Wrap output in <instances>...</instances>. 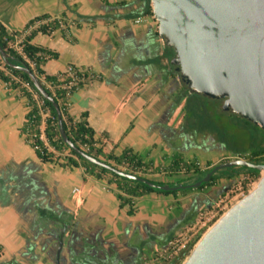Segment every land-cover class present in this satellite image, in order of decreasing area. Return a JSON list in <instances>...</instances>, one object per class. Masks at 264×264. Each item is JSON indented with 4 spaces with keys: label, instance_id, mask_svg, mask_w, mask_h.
<instances>
[{
    "label": "crops",
    "instance_id": "crops-1",
    "mask_svg": "<svg viewBox=\"0 0 264 264\" xmlns=\"http://www.w3.org/2000/svg\"><path fill=\"white\" fill-rule=\"evenodd\" d=\"M142 8L143 0H0V25L20 32L40 16L67 22V33H36L30 44L56 54L42 65L45 75L71 67L90 76L65 104L70 117L85 113L104 154L130 149L151 168H166L177 156L195 161L200 170L232 159L224 151L189 148L180 137L181 114L173 104L177 85L164 64L153 61L160 54L155 22L148 17L134 22ZM27 111L26 100L0 82V264H50L41 235L49 228L48 217L55 219V228L63 223L67 233L92 240V261L104 252L111 261L105 264H135L139 252L169 240L237 178L174 196L145 194L129 214L126 206L119 207L108 176L95 179L80 167L39 161L21 132ZM198 136L192 145L199 144ZM146 178L172 185L189 176ZM70 254L66 250L64 258ZM74 259L88 260L87 255Z\"/></svg>",
    "mask_w": 264,
    "mask_h": 264
},
{
    "label": "water",
    "instance_id": "water-1",
    "mask_svg": "<svg viewBox=\"0 0 264 264\" xmlns=\"http://www.w3.org/2000/svg\"><path fill=\"white\" fill-rule=\"evenodd\" d=\"M148 5L156 35L172 49L171 62L188 93L223 100L222 109L264 131V0H148ZM8 59L0 49V61L25 74L40 98L51 104L63 145L117 177L171 193L200 189L223 169L256 171V186L209 227L181 264H264V162L233 158L212 166L198 181L172 185L119 171L73 146L57 105L27 68L10 65ZM165 74L171 77L169 69Z\"/></svg>",
    "mask_w": 264,
    "mask_h": 264
},
{
    "label": "trees",
    "instance_id": "trees-1",
    "mask_svg": "<svg viewBox=\"0 0 264 264\" xmlns=\"http://www.w3.org/2000/svg\"><path fill=\"white\" fill-rule=\"evenodd\" d=\"M140 16L153 18L148 0H143ZM68 27L67 22L61 19H51L46 16L33 18L20 32H6L0 25V49L8 56L10 65L27 68L38 80L44 92L57 105L64 134L73 146L86 155L104 162L106 165L148 181L150 180L146 176L151 174H162L165 177L183 175L185 177L189 176L188 179L186 178L185 183H182L187 184L198 181L208 172L212 167L209 164L205 169L200 170L196 166L195 161H183L177 156L172 158L170 165L166 168H151L149 164H144L140 157L130 149L123 150L118 156L102 152L99 140L94 138V132L86 122L85 113H81L78 118L70 117L67 113L65 103L68 96H66V91L60 87L68 79L65 73L45 75L41 69L47 60L55 59L56 54L42 47L30 44L31 38L36 33L49 35L59 29L64 34L68 32ZM20 37L21 54H18L10 47V44ZM171 56L172 50L166 48L165 57L169 59ZM89 78L90 76L86 73H78L76 75V84L70 89V94ZM0 82L7 89L15 91L18 96L26 100L28 111L25 114L21 132L24 134L28 145L34 151L35 156L42 163H58L61 167H80L85 174L95 179L108 176V182H112L115 185V195L119 202V207L126 206L129 214L133 212L134 201L145 194L174 196L176 194H185L189 191L182 190L171 193L152 191L140 183L122 179L102 168L87 163L63 145L57 133L56 116L51 104L40 98L25 74L5 66L0 61ZM178 103L179 101L176 104ZM217 105L218 100H210L193 93L188 94L183 104V118L188 133L194 136H215L217 142L222 144L233 158H240L252 163L264 162V131L238 116L230 114L229 117L223 112H218ZM41 116H43L42 119ZM41 124L43 125L42 129H40ZM222 126H233V128L239 130V134L233 136L234 141L235 138L238 140L237 144L240 140L247 138L254 141L253 145L246 149L234 147V144L229 145L227 143V137H229L227 130ZM40 135L42 139H39ZM63 152H66V155L62 156ZM226 161L228 160H224L223 162ZM239 175L245 176L250 180L258 177V173L250 169L240 167L223 169L212 175L209 181L200 189L215 186L221 179L231 180ZM150 182L162 185L161 183Z\"/></svg>",
    "mask_w": 264,
    "mask_h": 264
},
{
    "label": "flooded vegetation",
    "instance_id": "flooded-vegetation-1",
    "mask_svg": "<svg viewBox=\"0 0 264 264\" xmlns=\"http://www.w3.org/2000/svg\"><path fill=\"white\" fill-rule=\"evenodd\" d=\"M139 18H140L139 19V23H140L143 21L144 16H139ZM153 33L155 37L160 40V54L156 55L153 61L156 63H163L165 68L168 67L167 69H170V73H172V76L170 78L173 80V86L177 85V90L175 92L173 104L175 107H179V112L181 114V122L178 128V131L180 132L179 134L180 137L185 138L184 140L185 144L189 148L198 147L199 150L202 151H209V152L224 151L228 153L225 150V147L222 144L218 143L216 137L213 135H203V136L199 135L198 137L201 138L199 144L196 146L191 144L193 138H196L197 136L188 133V131L185 128V121L183 118L184 115L183 104L185 97L189 94L188 90L186 89V85L179 79L176 65H174L171 62L174 58L173 51H172V56L169 59L165 57V49L168 47L164 44V41L156 35V24ZM178 101L179 103L176 104ZM222 103L223 100H218L217 111L223 112L225 113V115H228L229 117L230 114L234 115L230 111L222 109ZM54 220L55 219L51 217L50 218L48 217V219H46V222L48 223L50 229L48 228L46 232H42L41 234L42 236H45L44 239L45 241L43 240V242H47L46 244L49 250L47 253V257H48V262L50 264H71V262L74 260L78 261L77 259H74L75 255H87L88 260H81L79 264H105L107 261H109L108 255L104 252L101 253L100 259H96L95 262L92 261L90 259L91 254L95 253L94 252L95 244L93 243V241L90 239L83 240V238L80 237L76 232L67 233V229L65 225L62 226L60 224L58 228H55L54 227L55 225L52 226ZM51 229H55L56 232H54ZM160 241L161 242H159L156 245L155 250H152L151 252L148 253L139 252L136 257L135 264H161V259L159 258V254L163 251L167 241L166 239ZM66 250L69 251L71 254L67 258H64V252ZM165 264H180V263L178 261L173 260V261H168Z\"/></svg>",
    "mask_w": 264,
    "mask_h": 264
},
{
    "label": "built area",
    "instance_id": "built-area-1",
    "mask_svg": "<svg viewBox=\"0 0 264 264\" xmlns=\"http://www.w3.org/2000/svg\"><path fill=\"white\" fill-rule=\"evenodd\" d=\"M139 19L140 18H137L134 22L139 23ZM10 47L16 53L21 54V37L15 39L10 44ZM64 73L68 79L60 87L66 91V96H69L70 89L76 84V75L80 72L68 67ZM39 139H42L41 135L39 136ZM63 155H66V152H63L62 156ZM258 179L259 177L250 180L245 176H239L234 183L213 202V204L209 207L199 208L196 211L192 222L174 232L171 238L167 240L163 251L159 254L161 264L173 260L178 261L181 264L188 256L194 243L226 210L233 205L234 202H237V200L242 198L244 194L246 195Z\"/></svg>",
    "mask_w": 264,
    "mask_h": 264
},
{
    "label": "rangeland",
    "instance_id": "rangeland-1",
    "mask_svg": "<svg viewBox=\"0 0 264 264\" xmlns=\"http://www.w3.org/2000/svg\"><path fill=\"white\" fill-rule=\"evenodd\" d=\"M223 127V126H222ZM223 128H225L226 130H227V134H228V136L229 137H227V143L229 144V145H231V144H234V147H238V148H240V149H246V148H248V147H250V146H252L253 145V142L254 141H251V140H248L247 138H245V139H243V140H240L239 141V143L237 144V142H238V140L235 138V141L233 140V136L234 135H236V134H239V130L237 129V128H233V126H229V127H227V126H224ZM232 132H234V133H232ZM236 132V133H235ZM238 132V133H237ZM258 177H259V174H258ZM256 184H257V182L253 185V187L250 189V191L256 186ZM249 191V192H250ZM248 192V193H249ZM243 196H245V194L243 195ZM240 199V198H239ZM238 199V200H239ZM237 200V201H238ZM235 203V202H234ZM233 203V204H234Z\"/></svg>",
    "mask_w": 264,
    "mask_h": 264
},
{
    "label": "bare ground",
    "instance_id": "bare-ground-1",
    "mask_svg": "<svg viewBox=\"0 0 264 264\" xmlns=\"http://www.w3.org/2000/svg\"><path fill=\"white\" fill-rule=\"evenodd\" d=\"M263 173V172H262Z\"/></svg>",
    "mask_w": 264,
    "mask_h": 264
}]
</instances>
